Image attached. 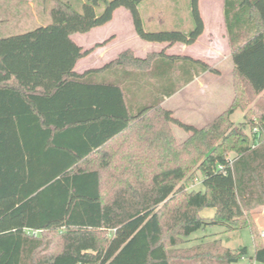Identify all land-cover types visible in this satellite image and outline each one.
Listing matches in <instances>:
<instances>
[{
	"label": "trees",
	"instance_id": "obj_1",
	"mask_svg": "<svg viewBox=\"0 0 264 264\" xmlns=\"http://www.w3.org/2000/svg\"><path fill=\"white\" fill-rule=\"evenodd\" d=\"M50 1L49 24L0 38V264H264V239L253 218L264 207V99L246 67L264 55L256 51L240 62L252 49L264 52V0L222 2L237 63L233 102L201 128L172 118L161 101L194 76L218 70L164 52L137 59L126 49L103 68L76 74L77 61L101 44L83 50L71 39L125 8L139 39L192 44L203 32L197 0H190L194 26L187 33L146 31L143 0H82L78 9ZM29 55L38 65H62L50 92L27 90L7 71L5 60ZM112 68L147 78L139 86L141 105L133 91L97 80ZM237 109L244 121L234 126L230 115ZM174 124L187 139L176 141ZM122 136L128 142L116 143ZM197 171L200 188L189 190ZM208 208L213 215L202 217ZM208 226L248 229L253 253L207 237L178 248Z\"/></svg>",
	"mask_w": 264,
	"mask_h": 264
},
{
	"label": "crops",
	"instance_id": "obj_2",
	"mask_svg": "<svg viewBox=\"0 0 264 264\" xmlns=\"http://www.w3.org/2000/svg\"><path fill=\"white\" fill-rule=\"evenodd\" d=\"M165 1L167 6L166 13L169 17L172 15H183L187 18V15L191 13L190 0ZM179 1H183L185 7H180ZM222 2L223 0H197L198 13L203 22V32L194 43L188 45L182 43H174L172 45L159 42L152 43L139 39L135 34L130 13L125 8H118L114 11L111 20L106 25L95 27L86 34L88 46H84L80 41L76 40L74 35L71 37L72 41L83 50H89L94 45L101 44V46L94 48L89 55L79 59L73 71L76 74H83L93 69H101L109 64V62L115 60L118 54L126 49H129L132 55L137 59H144L148 54L164 52V54L168 56L191 57L203 63L205 62L212 68L218 70L219 73L213 74L206 71L198 76H194L189 83L182 87H177L171 96L164 97L161 101V107L168 110L172 118L179 120L183 124L201 128L205 126L206 123L213 120L223 110L230 107L233 101L231 70L233 67H237V63H230L232 59L229 53L228 39L225 35ZM152 5L154 7L157 6V4ZM160 11L159 9L151 10L150 15L152 19L155 17L159 18ZM116 19L119 25L116 24ZM171 19L174 18H169L170 22ZM151 23L154 25L153 21H151ZM124 29L126 30L123 32ZM24 58V60L17 58L5 60L7 71L13 74L16 73L20 83L27 90L39 87L43 89L45 93L50 92L53 84L61 74L60 70L62 65H38L34 63V58H32L31 55ZM224 62L229 66L226 71L228 75L226 81L222 79V73L224 71L219 69L220 64ZM1 75H3L4 78L8 76L5 72H1ZM158 76L161 79L164 77L162 74H158ZM177 76V70L174 71V74L172 72L170 75V85L173 77L176 78ZM97 80L101 82L102 80L104 82H113L123 90H126V93H129V90L133 91L135 106L142 104L141 101L142 98H144L143 94L145 92H140L139 86L145 84L147 78L140 77L138 73L133 74L121 68H112L109 71H105V73H100L99 76H97ZM154 80L155 79H152L150 81ZM224 82H226V85ZM156 97L157 95L151 94L150 98ZM80 100L84 102L81 96ZM236 111L237 110L234 112ZM170 128L177 142H182L187 139L188 134L177 125H171ZM93 133L96 135L99 134L100 129H96ZM80 136L81 139L87 140L86 136L83 134H80ZM123 137L124 136L116 137L114 140L119 144L124 141ZM125 138H127L128 141L130 140L131 143L134 140L133 135L125 136ZM126 141L127 140L124 142ZM230 155L232 154L228 155L229 158H231ZM232 157H234V155H232ZM213 227H215V229ZM201 232L202 233L199 235L191 236L189 242L184 243L178 248L191 247L198 242V240L195 239L202 237H207L205 240L208 241L217 239L224 247L232 250L244 246L240 243L238 247H234L230 243L231 239L238 236L240 231H227L225 227L208 226L206 230H202Z\"/></svg>",
	"mask_w": 264,
	"mask_h": 264
},
{
	"label": "rangeland",
	"instance_id": "obj_3",
	"mask_svg": "<svg viewBox=\"0 0 264 264\" xmlns=\"http://www.w3.org/2000/svg\"><path fill=\"white\" fill-rule=\"evenodd\" d=\"M68 1L74 9H78L80 2L82 0H65ZM186 1V0H185ZM152 4H157V6H153ZM180 7H185L183 1H179ZM51 8L50 0H0V38H8L13 37L15 35H21L28 33L31 30H34L39 27H44L50 23L49 17V9ZM141 12V20L143 23V27L146 31L154 32V31H170L171 29L181 30L184 33L191 30L194 26V22H192V15L183 16V15H172L174 19L169 20V15H167L166 10V1L165 0H143L139 7ZM263 8V9H262ZM159 9L161 10L159 18H153L150 15L151 10ZM264 11V5L262 3L261 11ZM155 14V13H154ZM112 18V17H111ZM119 18V17H118ZM111 20V19H110ZM154 22V25L151 23ZM109 22V21H108ZM116 24H118V20L116 19ZM119 25V24H118ZM123 25V24H122ZM151 25V26H150ZM153 25V26H152ZM134 27V25H133ZM93 29V28H92ZM126 29L123 30V32ZM135 31V30H134ZM88 33V32H87ZM87 33H76L74 36L76 40L80 41L84 46H88V41L86 40ZM136 34V33H135ZM124 35V33H123ZM138 37V36H137ZM143 40V39H142ZM253 50V49H252ZM247 52L244 54L242 58H240V62L251 57V54L258 51L259 54L264 55L262 52V47L256 48L253 51ZM258 54V55H259ZM232 59V58H231ZM232 64L234 61L231 60ZM222 71V79L226 81L228 79V75L226 71L229 66L226 62L220 64L219 66ZM249 68V73L247 75L253 76L256 82H253L256 86L257 91H261L259 93L260 99H264V60L261 59V62H252V64L246 66ZM250 76V77H251ZM226 85V82H224ZM232 86V85H231ZM232 88V87H231ZM233 97V90H232ZM233 102V101H232ZM230 116L231 122H233L234 126H237L239 123L243 122V113L237 109L236 112H233ZM234 155L233 153H229ZM232 155H230L232 157ZM199 172L194 176V179L189 183L187 188L191 189H199ZM213 214L212 208L204 209L201 211V216L204 218H208ZM255 225L258 227L261 236L264 239V207L256 209L254 214ZM215 229V227H213ZM201 231L194 233L193 235L201 234ZM192 235V236H193ZM231 245L234 247H238L240 243L247 247L249 254L253 253V243L251 240L250 231L247 229H241L238 236H235L230 241ZM254 264H262V263H254Z\"/></svg>",
	"mask_w": 264,
	"mask_h": 264
},
{
	"label": "built area",
	"instance_id": "obj_4",
	"mask_svg": "<svg viewBox=\"0 0 264 264\" xmlns=\"http://www.w3.org/2000/svg\"><path fill=\"white\" fill-rule=\"evenodd\" d=\"M255 130L256 129H253V131H255ZM198 181H199V183H201V180L200 179ZM25 232L28 233V234H31L32 236H36V235L39 234V232L37 230H34V231H27V230H25Z\"/></svg>",
	"mask_w": 264,
	"mask_h": 264
}]
</instances>
